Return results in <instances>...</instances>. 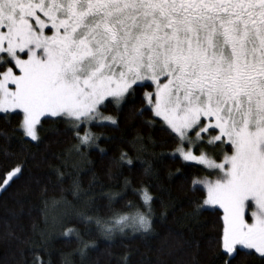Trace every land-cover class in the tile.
I'll list each match as a JSON object with an SVG mask.
<instances>
[{"label":"snow or ice","instance_id":"snow-or-ice-1","mask_svg":"<svg viewBox=\"0 0 264 264\" xmlns=\"http://www.w3.org/2000/svg\"><path fill=\"white\" fill-rule=\"evenodd\" d=\"M125 113L140 123L131 140L120 138L130 150L119 146L110 156L112 186L104 191L94 175L84 190L73 179L71 194L86 210L63 197L45 200V224L49 206L75 211L85 232L64 222L68 207L50 226L61 224L82 264L97 247L93 227L109 242L151 237L157 202L161 218L168 213L162 185L152 182L155 162L167 157L182 165L169 178L196 197L187 217L214 232L208 243L219 264H264V0H0V121L10 126L0 137L25 149L48 133L70 137L53 169L61 183L68 168L91 163L92 150L106 153L101 142L116 141L108 133L121 130ZM153 130L167 138L157 141ZM136 165L147 179L135 177ZM26 167L0 162V192ZM95 187L109 217L100 215ZM118 197L122 211L113 208ZM37 234L39 241L21 242L16 264H53L52 233ZM184 243L192 251L181 264H200L199 242ZM131 255L119 264H131Z\"/></svg>","mask_w":264,"mask_h":264},{"label":"trees","instance_id":"trees-1","mask_svg":"<svg viewBox=\"0 0 264 264\" xmlns=\"http://www.w3.org/2000/svg\"><path fill=\"white\" fill-rule=\"evenodd\" d=\"M128 113L121 117L125 120L121 125L119 132H110L116 138L114 143L101 142L106 153H100L98 150H92L89 154L90 164H83L79 169L68 168L70 173L66 175L61 183H58L54 168L61 166V161L56 157L71 144V138L56 133H48L45 136V142L39 145L32 144L25 149L18 140L12 139L5 141L0 137V162L5 159L25 160L27 167L23 177L13 185L7 192H0V264H16L19 259V247L22 241H39L38 231H46L51 235V254L53 264H65V258L69 264H82L80 256L75 252L77 245L75 243H66V238L60 235L61 224L57 223L52 228L51 220L53 214H59L68 207L69 215L64 217V222L69 227L79 229L82 233L87 229L78 222L75 211H85L82 202L78 201L72 193V181L78 179L84 190H88L89 185L93 183V177L103 184V190L106 191L112 186L113 181L109 180L108 170L110 166V156L119 146L125 150H130L127 144L121 145L120 138L131 140L135 132L133 129L140 123L134 119H125ZM14 126V125H12ZM9 127L0 121V128ZM48 127H59L49 125ZM145 134L148 129L142 130ZM154 138L159 141L167 137L160 133L152 131ZM13 154L9 157L4 156V150ZM160 151V149H157ZM179 160L173 162L165 157L162 161H156L155 167L158 170V179H153L154 184H160L163 191L160 195L164 203L168 205L167 216L161 218L163 207L157 202L156 218L153 223L156 234L145 239L139 233L125 237H117L114 242L103 240L99 237L95 227L91 229L92 238L96 240L97 247L89 251L85 258V264H119L118 257L124 252H131V264H181L190 257L192 246L188 242H199L200 252L198 259L200 264H219L218 257L209 247V239L214 236L210 227H201L193 225L187 217L192 211L191 201L196 199L191 192L187 191V186L183 185L176 176L169 178V171L175 172L177 167H181ZM135 177L144 178L142 167L136 165ZM122 186V182H121ZM46 189V191H45ZM97 193L98 206L103 210L100 215L109 217L111 212L107 210V197H100L102 191L100 187L92 189ZM65 198L70 205L75 206V211L68 205L61 204L55 209L51 206L47 209L49 216V225L45 224V205L44 201L52 199L60 200ZM129 199H134L131 193ZM117 211L124 210V204L120 198L113 204ZM212 217L205 214L202 222L207 225ZM11 233L15 237L8 236ZM183 244V247L178 245ZM169 245L172 247L169 248ZM30 245L25 243V250ZM111 253V255H109ZM242 264H256L255 260L244 258Z\"/></svg>","mask_w":264,"mask_h":264},{"label":"rangeland","instance_id":"rangeland-1","mask_svg":"<svg viewBox=\"0 0 264 264\" xmlns=\"http://www.w3.org/2000/svg\"><path fill=\"white\" fill-rule=\"evenodd\" d=\"M222 211V210H221ZM129 232L131 231V230H128Z\"/></svg>","mask_w":264,"mask_h":264}]
</instances>
